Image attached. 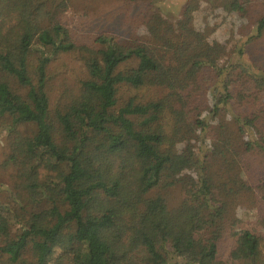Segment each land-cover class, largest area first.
I'll use <instances>...</instances> for the list:
<instances>
[{"label": "trees", "instance_id": "trees-1", "mask_svg": "<svg viewBox=\"0 0 264 264\" xmlns=\"http://www.w3.org/2000/svg\"><path fill=\"white\" fill-rule=\"evenodd\" d=\"M250 2L217 0L242 18ZM66 6L0 0V135L10 139L12 191L44 205L0 200V264H264V233L243 229L237 214L264 216V67L245 58L264 17L222 65L226 46L195 25L198 0L176 20L146 11L134 47L104 34L95 49L61 22ZM63 53H81L88 76L53 110L48 70ZM123 89L137 93L122 101ZM176 186L184 196L175 206L155 192Z\"/></svg>", "mask_w": 264, "mask_h": 264}, {"label": "rangeland", "instance_id": "rangeland-1", "mask_svg": "<svg viewBox=\"0 0 264 264\" xmlns=\"http://www.w3.org/2000/svg\"><path fill=\"white\" fill-rule=\"evenodd\" d=\"M67 6L61 10L60 20L70 31L74 41L80 46L98 48L97 38L101 35H108L118 39L122 44L134 47L143 42L146 32L147 19L144 18L146 11L161 13L166 18L176 20L180 16L181 8L186 0H65ZM249 14L245 17L231 14L219 6L217 0H198L200 9L195 12L196 27L204 31L209 41L226 46L227 52L220 60L222 65L227 64L233 51L243 44L247 35H256L254 25L264 17V0H250ZM250 53L245 56L248 63L255 62L258 66L264 67V36L253 42ZM231 53V54H230ZM88 53H84L87 57ZM81 53L61 54L50 65L49 89L52 102V109L58 106H65L73 93L78 92L81 81L86 80L88 72ZM37 56L31 57V65H36ZM134 66L126 65L125 68ZM22 93V91H21ZM136 94V91L123 89L120 93L121 100L128 99L129 96ZM141 93V92H140ZM143 93V92H142ZM141 93V94H142ZM15 98L20 101L19 94ZM21 102V101H20ZM222 121V120H220ZM210 132V137L217 132V128L222 122H217ZM5 124H1L0 129ZM30 130V129H29ZM10 139L6 135H0V200L9 202L15 197L18 202L29 207L32 211L38 212L44 205L33 200L28 195L15 194L12 187L17 183L16 168L12 164H7V159L11 152L9 146ZM198 146V143L195 144ZM45 171H42L40 178L45 179ZM156 193H163L172 206L177 205L184 196L180 186L170 189H158ZM12 202L11 204H13ZM15 206L18 204L15 202ZM238 218L242 221L243 229H256L264 233V216L258 215L257 210L242 207L237 212ZM20 228L19 226L16 229ZM258 231V232H259ZM231 241L227 239L222 245L223 258L228 257V250L231 249ZM264 259V245L262 247Z\"/></svg>", "mask_w": 264, "mask_h": 264}]
</instances>
